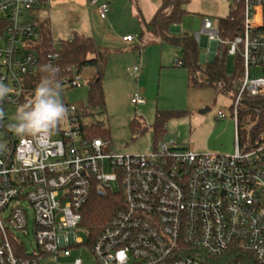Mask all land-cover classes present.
<instances>
[{"label": "built area", "instance_id": "built-area-1", "mask_svg": "<svg viewBox=\"0 0 264 264\" xmlns=\"http://www.w3.org/2000/svg\"><path fill=\"white\" fill-rule=\"evenodd\" d=\"M91 3L107 18L108 1ZM40 5L46 8L48 0H0V85L7 90L0 99V264H62L61 257L84 244L94 264H264V137L244 148L237 134L240 105L264 93V74L251 71H264V0H243L241 31L233 39H222L210 18L194 35L199 43L207 37L205 58L214 43L215 54L227 43L228 55L243 60L232 103V153L195 152L178 135L143 154H119L109 140L88 132L90 115L76 103L66 105V126L60 123L39 142L18 134L7 112L25 105L23 83L37 68L31 43L39 36L34 11ZM173 65L182 67V59ZM78 76L66 84L78 85ZM144 101L131 96L134 104ZM224 117L219 110L217 118ZM115 182L121 204L96 238L85 242L76 236L84 229L83 208L93 193L116 191ZM28 209L34 218L32 252L15 236L28 228ZM64 264L85 263L76 258Z\"/></svg>", "mask_w": 264, "mask_h": 264}, {"label": "rangeland", "instance_id": "rangeland-1", "mask_svg": "<svg viewBox=\"0 0 264 264\" xmlns=\"http://www.w3.org/2000/svg\"><path fill=\"white\" fill-rule=\"evenodd\" d=\"M234 0H189L185 5L186 14L178 26L181 32L195 35L201 31L204 18H210L217 26L219 18L229 14ZM111 9L107 18L92 14L85 29L95 42L110 51L103 85L106 111L85 119L86 123L101 121L109 127L111 147L119 154H143L154 145L152 124L156 110H186L188 113L172 117L165 123L164 137L176 138L186 143L195 152L232 153L236 150V129L232 118L233 91L216 92L212 88L192 87L188 83L186 69L173 65L182 59L179 46L160 40L148 28L159 6V0H110ZM66 26V23H62ZM62 25V26H63ZM179 33V32H176ZM54 33L53 38L67 36ZM125 34L133 36L131 42L123 41ZM201 53L205 47L201 46ZM236 55L226 56V74L234 75ZM209 57L205 58L207 62ZM136 67V69H135ZM92 68H85L79 74V84L63 88L62 100L67 103L86 104L88 99L87 78ZM252 76L263 75L262 67H252ZM141 95L143 103L131 102L132 95ZM208 108L204 113L202 109ZM20 107H11L8 120L17 123ZM221 110L226 117L218 119ZM140 119L147 129L144 133H134L130 128L133 118ZM66 126L65 120L61 123ZM59 135H53L58 139ZM117 191V183H113ZM29 223L25 231H16L15 236L24 243L28 252L35 246L33 211L28 209ZM77 237L88 242L87 232L81 228ZM80 258L85 264H94L95 257L87 244L72 250L70 257H61L59 262Z\"/></svg>", "mask_w": 264, "mask_h": 264}, {"label": "trees", "instance_id": "trees-1", "mask_svg": "<svg viewBox=\"0 0 264 264\" xmlns=\"http://www.w3.org/2000/svg\"><path fill=\"white\" fill-rule=\"evenodd\" d=\"M189 0H161L155 15L147 26L160 40L168 41L179 46L182 53L183 67L187 71L188 83L192 87L212 88L216 92L233 91V98L237 94V86L244 74V65L241 57L237 56L234 75L226 74V56L228 44H219L213 61H200V43L190 33H175L171 27L179 25L186 14L185 5ZM45 7L39 6L34 11L35 20L39 27V36L31 43L37 52L38 64L35 72L24 80L26 92L23 96L24 104L34 99L35 88L45 74L42 66L54 65L59 69L57 79L61 89L72 87L65 80H71L75 74H80L85 68H92V74L87 78V103L79 104L85 108V114L94 116L105 113L106 101L104 91V75L110 57L107 47L97 44L91 35L75 33L71 38L55 40L51 33L49 17L44 15ZM243 19V0H234L230 5L229 14L219 18L217 27L220 37L231 40L241 31ZM57 53L56 57L50 54ZM62 93V92H61ZM62 98V96H61ZM264 93L249 99H263ZM64 105L67 102L62 100ZM186 110H156L152 124L154 131V145L164 138L165 123L172 117L186 115ZM130 128L134 133H144L147 126L137 117L131 119ZM92 136H102L109 140V127L101 121L90 123L89 131ZM237 134L239 145L250 148L259 143L264 137V105L258 108L253 105L241 104L238 110ZM121 195L118 191L104 194L93 193L83 208L81 225L87 232L88 239L94 240L101 228L115 213L121 204Z\"/></svg>", "mask_w": 264, "mask_h": 264}, {"label": "clouds", "instance_id": "clouds-1", "mask_svg": "<svg viewBox=\"0 0 264 264\" xmlns=\"http://www.w3.org/2000/svg\"><path fill=\"white\" fill-rule=\"evenodd\" d=\"M42 72L45 74L35 88L34 99L20 107L17 123L14 125L18 134L31 135L37 142L45 133H51L68 116V109L61 98V85L57 79L58 67L44 65ZM6 92L0 85V99H3Z\"/></svg>", "mask_w": 264, "mask_h": 264}, {"label": "crops", "instance_id": "crops-1", "mask_svg": "<svg viewBox=\"0 0 264 264\" xmlns=\"http://www.w3.org/2000/svg\"><path fill=\"white\" fill-rule=\"evenodd\" d=\"M106 1H108L110 4V0ZM160 3L161 0H159V6ZM159 6H157V9ZM97 10L98 4H92L91 0H48V5L46 6L44 15H47L49 17L52 35L54 33H61L60 35L67 36L66 38H71L75 33L91 35L88 30L85 29V26L86 24H89V17L94 13L97 14ZM62 23H66V26ZM172 32H181V28L178 25H174L172 28ZM126 35L130 34H125L123 35V37ZM123 41L131 42L124 39ZM208 46L209 44L203 46L205 47V50L202 51L204 60V53L207 51Z\"/></svg>", "mask_w": 264, "mask_h": 264}, {"label": "water", "instance_id": "water-1", "mask_svg": "<svg viewBox=\"0 0 264 264\" xmlns=\"http://www.w3.org/2000/svg\"><path fill=\"white\" fill-rule=\"evenodd\" d=\"M172 28H173V26L171 27V29ZM207 44H208L207 37L203 36L202 39H201L200 45L201 46H206ZM215 49H216V45L214 43L213 44V50L215 51ZM214 51L212 52L211 56L209 57V60H208L209 62L213 61V59H214V56H215V52ZM200 61L204 62V58H203L202 54L200 55ZM243 103L246 104V105H253V106H256L258 108H261L264 105V98L260 99V100H244ZM207 110H208V108L202 109L200 111V113H204Z\"/></svg>", "mask_w": 264, "mask_h": 264}]
</instances>
